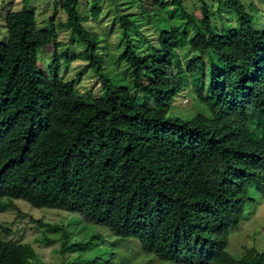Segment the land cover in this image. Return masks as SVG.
<instances>
[{"label": "trees", "instance_id": "trees-1", "mask_svg": "<svg viewBox=\"0 0 264 264\" xmlns=\"http://www.w3.org/2000/svg\"><path fill=\"white\" fill-rule=\"evenodd\" d=\"M199 1L201 17L181 0H140L157 35L144 56L128 41L130 21L121 22L122 60L149 107L105 72L80 0H64L66 22L51 20L44 30L28 7L7 15L0 41V211H18L21 201L78 214L134 239L160 263L264 264V251L250 248L237 258L229 250L246 208L264 200V0L249 8L242 0L221 1L228 21L223 10ZM59 29L88 45L89 67L103 77L101 94L83 93L78 78L61 74ZM48 44L50 76L38 66ZM183 47L186 67L176 61ZM190 75L199 83L210 76L209 92H196L208 112L185 119L173 106ZM38 223L59 233L69 252L73 235L64 224ZM12 234L0 222V264H46L32 245L4 237Z\"/></svg>", "mask_w": 264, "mask_h": 264}, {"label": "rangeland", "instance_id": "rangeland-1", "mask_svg": "<svg viewBox=\"0 0 264 264\" xmlns=\"http://www.w3.org/2000/svg\"><path fill=\"white\" fill-rule=\"evenodd\" d=\"M63 1L0 0V41L6 39L7 15L10 12H19L24 7L35 11L39 30L47 29L51 20L56 25L65 23L67 17L62 8ZM149 1L154 2V0ZM181 1L185 9L201 17L202 4L199 0ZM221 1L224 3L226 0H206L211 11L215 13H218L219 9L223 10ZM242 2L249 8L255 1L242 0ZM97 3L99 4L98 17H95L94 9ZM255 4L258 6V2ZM79 11L87 20L84 22L87 31L99 40V52L106 59L105 72L112 75L115 81L118 80L129 87L137 96L139 103L149 107L151 105L148 102L149 98L139 94L133 88L132 70L122 60L123 51L127 46V41L123 39L126 34L123 33L121 25L124 19L130 21L128 41L136 48L139 55L150 54L151 45L157 41V35L146 20L145 8L140 0H80ZM226 11L225 7L223 10L225 20L229 19ZM217 22L219 23V19ZM58 40L62 43L60 54L66 55L61 74L65 75L66 79L78 78L81 92L91 91L101 94L100 83L103 77L89 67V62L85 58L88 45L74 40L72 32L67 29H59ZM187 50V47L177 50L176 61L180 60L184 67L189 59ZM53 60L54 47L53 44H48L40 51L39 69L50 76L48 72H53L51 68ZM173 68L176 69L175 66ZM207 78L199 83L197 76H188L184 82V91L175 99L174 114L183 116L185 119L198 112L207 114L206 107L200 105L196 96L198 88L206 93L209 92ZM259 199L257 197L250 203L245 210L240 227L232 232L229 250L237 258L243 257L250 248L264 251V200L258 201ZM16 204L18 211H0V222L13 230L12 235H4V237L17 244L32 245L46 264H77L79 258L94 261L93 264H146L148 262L169 264L157 262L155 256L143 255L134 239L116 237L110 229L87 222L78 214L46 208L35 209L21 201H17ZM39 221L66 226L67 231L73 235L69 242L71 246L69 252H63V240L60 234L42 228ZM78 244H82L80 248L76 247Z\"/></svg>", "mask_w": 264, "mask_h": 264}]
</instances>
